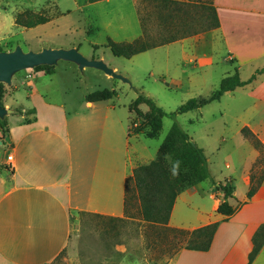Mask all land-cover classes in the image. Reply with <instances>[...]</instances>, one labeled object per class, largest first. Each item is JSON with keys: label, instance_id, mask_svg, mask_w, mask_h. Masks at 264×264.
Masks as SVG:
<instances>
[{"label": "crops", "instance_id": "obj_1", "mask_svg": "<svg viewBox=\"0 0 264 264\" xmlns=\"http://www.w3.org/2000/svg\"><path fill=\"white\" fill-rule=\"evenodd\" d=\"M213 6L220 20V27L211 33L213 51L222 45L227 62L233 60L237 70L256 65V74L264 68V0H213ZM201 38L167 46H189L193 55L205 40ZM213 60L208 56L202 61L212 65ZM69 64L65 68H76ZM57 73L56 68L54 74L45 75L53 87L29 83L28 99L34 107L17 108L13 105L16 101L11 105V94L3 98L6 107L23 114L7 118L8 137L0 148L5 154L0 158V264L53 261L68 244L73 212L125 218L127 181L139 163H148L153 157L135 147V143L140 146L143 139H150L143 134L130 135L136 116L127 106L120 108L113 98L88 102L84 97L92 93L81 90L76 96L65 82H55ZM77 78L75 89L79 91L85 81ZM236 92L244 105L240 108L241 129L248 127L264 144V72L252 83L226 94ZM243 139L244 155L239 147L236 156V145L227 148L226 169L233 170L222 179L235 185L236 198L229 203L240 209L228 220L218 213L223 194H215L216 178L209 188L202 187L206 180L181 193L168 227L193 231L216 222L220 226L208 251L182 249L171 264H264V244L250 262L254 238L264 226V183L247 198L259 152ZM235 157L242 162L233 165ZM123 264L142 262L126 256Z\"/></svg>", "mask_w": 264, "mask_h": 264}, {"label": "rangeland", "instance_id": "obj_2", "mask_svg": "<svg viewBox=\"0 0 264 264\" xmlns=\"http://www.w3.org/2000/svg\"><path fill=\"white\" fill-rule=\"evenodd\" d=\"M177 1L186 4L182 12L173 10V7L162 8V4L152 0H102L95 3H89L88 0H0V49L2 52H13L20 47L24 52H39L49 48H76L89 59L103 60L131 82V85L124 83L91 68L83 72L77 66L68 69L70 62L60 61L54 66L55 72L58 69L55 82H65L76 96L81 90L93 93L108 89L117 93L113 98L116 105L129 108L140 95H144L153 99L166 113H175L193 98L210 96L219 88L222 80L233 75L238 68L233 60L226 61V50L222 45L219 44L216 51H213L212 31L176 41L185 43L183 40L188 41V38L201 40V37H205L197 45L199 47L197 51H193V55L191 47L181 48L180 44H173L126 59L115 57L107 44L109 40L132 43L145 35L153 41L179 36L182 31L197 29V23L193 21L195 16L200 20V17H205L209 12L201 9L202 5H213V0ZM28 12L44 14L51 21L32 29L22 27L17 23L18 16ZM185 17L188 23L182 25L181 21ZM142 22L145 24V31ZM208 56L214 58L212 65L202 61ZM256 68V65L240 67L238 71L241 79L250 78ZM46 71V66L24 70L13 77L11 85L0 83L2 98L11 94V105L16 101L13 105L17 108L34 107L28 99L31 92L29 83L53 87L49 78L45 77ZM76 76L85 81L83 86L80 85L82 87L79 91L75 89L78 85ZM40 79L41 82L36 84ZM1 102L6 107L3 99ZM243 106L240 105L236 92L226 94L220 101L202 109L177 115L175 120L166 116L158 136L152 139L147 136L150 134L148 128L144 129L140 134L150 140L143 139L144 144L139 146L135 143V147L144 155L153 154L148 162L150 163L156 158L161 144L177 122L204 150L207 157L211 178L203 184V189L210 187L213 178L218 179L216 183H225L226 180L222 179L233 170L226 169L228 160L225 157L229 154L227 148H230V144L236 145V156H239V147L242 155L246 153L244 136L240 132L243 124L240 108ZM139 107L143 112L150 110L145 104ZM16 115L19 114L15 113L12 119ZM138 123L141 124V121ZM7 137L8 133L0 128L1 149L6 144ZM248 143L254 147L253 142L248 140ZM220 145L226 149L223 150V147L219 150ZM1 149L0 158L5 155ZM258 152V160L263 159L255 167V172L261 173L264 170V154ZM241 160L235 157L232 164L238 165ZM148 163H139L138 166ZM238 188L242 189V183L239 182ZM129 198V215L125 218L73 212L68 244L48 264H123L126 256L142 264H171L176 254L185 246V236L164 232L160 227H154L143 220L138 192L133 182Z\"/></svg>", "mask_w": 264, "mask_h": 264}, {"label": "trees", "instance_id": "obj_3", "mask_svg": "<svg viewBox=\"0 0 264 264\" xmlns=\"http://www.w3.org/2000/svg\"><path fill=\"white\" fill-rule=\"evenodd\" d=\"M88 1L89 3H95L102 0ZM152 1L162 4V8L165 9L173 7V10H177L178 12H182L183 6L186 5L177 0ZM201 9L209 10V12L205 17L203 16L204 18L200 17V20L195 16V20H193L197 23V29L195 30L186 32L182 31V34L179 36H172L159 41H153L146 37V35L132 43H116L109 40L107 47L115 57L131 59L134 56L145 53L149 50L219 28L220 20L216 8L213 5L210 7L202 5ZM50 21L51 20L44 14L31 12L26 13V15H20L17 19V23L20 26L28 29L36 28ZM187 23L188 19L185 17L183 22L181 21V24L187 25ZM142 25L145 31L144 22H142ZM0 51L2 50L0 49ZM43 67L44 66L38 67V69ZM46 68V75H52L55 73V67L46 66ZM263 72L264 68L258 70L248 81H243L236 69V72L233 75L227 76L222 80L219 88L210 96L193 98L183 104L177 112L171 114L166 113L150 97L140 95L129 106L130 111L136 116L135 120L132 122V127L130 128V135L140 134L144 129L148 128L150 134L147 136L154 139L163 128L164 117L168 116L175 120L177 115L196 111L213 102H218L226 93L233 92L238 88L252 83L256 79L257 74ZM116 95L117 93L115 91L106 89L88 95L86 100L94 103L111 100ZM1 99L3 98L0 91V103L3 106ZM141 104L147 105L150 110L148 112H143L139 107ZM15 113L19 115L23 114L21 111H16ZM138 121H141V124H139ZM0 128L6 134L9 132L7 120H0ZM241 133L246 139L253 142L255 149L264 154V144L248 127H244L241 130ZM262 159L257 160L252 168L250 175L251 185L247 193L248 200L256 194L258 189L264 183V170L261 173L255 172V167ZM210 178L211 172L204 150L192 140L190 135L184 131L177 122H175L161 144L156 158L148 164L135 168L133 177L128 179L126 187V216L129 215V190L130 185L133 182L138 192L140 201L139 210L144 221L150 223L154 227H160L164 232L185 236L186 243L181 249L206 252L212 246L220 222L203 226L193 231L173 229L168 227V224L178 196L183 192L192 191L196 185ZM214 185L216 196L218 193L223 194V201L218 207V213L223 215L226 218L225 220H228L240 209V207L235 208L229 203V199L236 198V187L231 181H225V183L215 182ZM263 244L264 226H262L260 232L257 233L254 238L255 246L250 255V262H252L257 256Z\"/></svg>", "mask_w": 264, "mask_h": 264}, {"label": "water", "instance_id": "obj_4", "mask_svg": "<svg viewBox=\"0 0 264 264\" xmlns=\"http://www.w3.org/2000/svg\"><path fill=\"white\" fill-rule=\"evenodd\" d=\"M60 61L75 64L83 72L86 68L95 69L116 80L124 83L131 82L110 68L103 60L89 59L78 49H43L39 52H24L22 48L17 47L13 52L0 51V83L12 84L13 77L24 70L34 69L39 66H57ZM13 109H8L0 103V119L4 120L9 115L14 114Z\"/></svg>", "mask_w": 264, "mask_h": 264}, {"label": "built area", "instance_id": "obj_5", "mask_svg": "<svg viewBox=\"0 0 264 264\" xmlns=\"http://www.w3.org/2000/svg\"><path fill=\"white\" fill-rule=\"evenodd\" d=\"M11 159V157H9V160Z\"/></svg>", "mask_w": 264, "mask_h": 264}]
</instances>
